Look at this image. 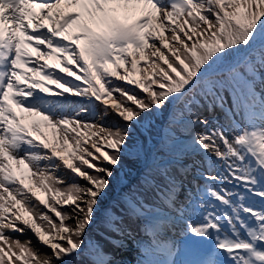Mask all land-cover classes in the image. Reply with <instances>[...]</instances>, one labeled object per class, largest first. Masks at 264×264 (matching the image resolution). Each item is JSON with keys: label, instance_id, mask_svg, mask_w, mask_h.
<instances>
[{"label": "snow or ice", "instance_id": "snow-or-ice-1", "mask_svg": "<svg viewBox=\"0 0 264 264\" xmlns=\"http://www.w3.org/2000/svg\"><path fill=\"white\" fill-rule=\"evenodd\" d=\"M201 85L228 130L191 110ZM158 123L173 168L149 173L157 200L117 216L123 160L144 152L133 129ZM193 153L206 183L178 203L173 169ZM97 225L116 249L139 244L138 264H264V0H0V264H121L90 238ZM27 231L51 256L12 235Z\"/></svg>", "mask_w": 264, "mask_h": 264}, {"label": "rangeland", "instance_id": "rangeland-1", "mask_svg": "<svg viewBox=\"0 0 264 264\" xmlns=\"http://www.w3.org/2000/svg\"><path fill=\"white\" fill-rule=\"evenodd\" d=\"M217 73H219V72H217ZM217 73L208 75V77H212L214 75H217ZM216 79H218V78H215V79H212V80H216ZM200 88H203V85H201L197 89H200ZM200 91H202V89ZM198 96H199V92H198ZM224 96H225V101L226 100L228 101L226 103H230V105L232 106V102H229L228 97H227L229 95L224 94ZM199 98L201 99L200 96H199ZM210 100H211V97H210ZM200 101L195 100L194 104L201 103ZM164 114L165 113H158V116L161 118V116H163ZM218 119L221 122V125L225 126L226 130H228L230 128V125H229V122H228L227 119H225L223 116H220ZM237 120H239V117H237ZM118 124H122V123H118ZM187 130H189V129H186V131ZM133 135H134V139H136L137 141L140 140V143L144 146V151L147 152L149 150L150 144L152 142H154L157 139V137L159 136L158 126H156V128L154 130H152L151 132L146 131V134L144 136H142L141 134H140V136H138V134L135 132V129H133ZM183 138L186 141L188 139V137L186 135ZM146 139H147L148 142H145ZM159 154H160V157L164 156V153H162V152H160ZM145 162H146V155H145ZM154 162H157V161L155 160ZM141 165H142L141 162L140 163L134 162V158H126V159L123 160V167H122L120 173L125 174V176L128 177L127 179H129L130 182L133 183V185H131V187H133V191L135 193V196H138L136 199L144 200V198L147 197L148 200L146 202L157 200L158 198L153 194V192H152V190L150 188V185L145 182L146 181V177L145 178L143 177V176L149 175V173H151L152 176H156V175L153 174L154 171H152L154 169L149 168V167L140 168ZM140 173L142 175L141 177L139 175ZM142 173H144V174H142ZM156 177H157V179H159L158 176H156ZM127 179H125V182H128ZM68 182L71 183L72 181L68 180ZM154 182H155V180H154ZM79 183L82 184V182H79ZM207 183H210V182H207ZM128 185H130V183ZM113 187H115V186L113 185ZM225 187L231 188L232 186L231 185H225ZM199 188H202V187H199ZM234 190L243 192V190H240V189H234ZM112 193H111V195H112ZM123 196L124 197H123L122 200L124 201V203L122 201L116 200L117 198L115 199L114 197H113L114 199L111 202L112 205L114 206L115 213H116L117 216H124L125 215L126 202L129 199H133L130 195L127 194L126 191L124 192ZM248 203H250L252 205H255V206H259V205H261L262 201L258 197H249ZM165 210H167V209H165ZM97 227L99 228L98 230H97ZM101 229L102 230H106L105 228H103L101 226H98V225L96 227L92 228V231L95 233L93 241L99 242L100 245L103 247V249L114 248L113 245L110 242L105 241L102 238L103 235H101V232H100ZM92 231H91V233H92ZM107 232H110V231H107ZM27 236H28L27 233H25L24 235H22V238H26ZM29 240H31V245H32L33 244L32 243V237H29ZM103 241H105V242H103ZM129 241L131 243H133L132 240H129ZM135 241H142L144 243L149 242L148 239L143 237L142 235H137L136 238H135ZM137 247L140 248V245L137 244ZM33 248L35 249L36 247H33ZM39 248L40 247L37 246V248L35 250L40 253V249ZM46 255L51 256L50 252H47ZM122 255L123 254L116 255L114 258H118L119 259V258L122 257L123 260H126V263H124V264H138V261H139L138 259H136V262H134V261L131 262V261H129V259L127 257L122 256Z\"/></svg>", "mask_w": 264, "mask_h": 264}, {"label": "bare ground", "instance_id": "bare-ground-1", "mask_svg": "<svg viewBox=\"0 0 264 264\" xmlns=\"http://www.w3.org/2000/svg\"><path fill=\"white\" fill-rule=\"evenodd\" d=\"M143 66V65H142ZM206 109H204V111H205ZM113 118L114 117V114H110V116L108 117V118H105V120H106V123H108V121L111 119V118ZM110 118V119H109ZM198 127L199 126H197V127H195V129H198ZM185 166H181V169L182 168H184ZM192 174H194V172H192ZM64 176H66V178L67 177H71L68 173H64ZM79 182H82V184H84L85 183V181H83V180H80ZM168 229V228H167ZM167 229L165 228L163 231H162V233L163 234H166V235H170V232H168L167 231ZM138 230H135L134 232H137ZM27 233V237L26 238H22V235H19V234H17V233H13L12 235H14L15 237H17L18 239H20L21 240V242H25V241H28L29 240V237H32V247H36L37 248V246L38 247H40L39 249H40V254L43 256V255H46V253L47 252H50V254H51V251H50V249L49 248H46L45 246H43L42 244H40L38 241H37V238L33 235V233L31 232V231H27L26 232ZM126 247H128V248H131L132 249V247L133 246H130L129 245V242L127 241V245H126ZM35 248V249H36ZM105 252H107V253H110V254H112L114 257L119 253V252H121L123 249H116V248H110V249H103ZM124 250H125V248H124ZM132 252V251H131ZM130 252V253H131ZM131 255V254H130ZM131 257L133 258L134 257V252H132V255H131ZM115 260L116 261H120L119 259H117V258H115Z\"/></svg>", "mask_w": 264, "mask_h": 264}]
</instances>
